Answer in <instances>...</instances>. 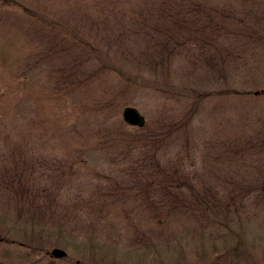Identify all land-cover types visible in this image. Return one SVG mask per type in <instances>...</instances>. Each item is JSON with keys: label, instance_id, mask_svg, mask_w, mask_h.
<instances>
[{"label": "rangeland", "instance_id": "obj_1", "mask_svg": "<svg viewBox=\"0 0 264 264\" xmlns=\"http://www.w3.org/2000/svg\"><path fill=\"white\" fill-rule=\"evenodd\" d=\"M0 264H264V0H0Z\"/></svg>", "mask_w": 264, "mask_h": 264}, {"label": "water", "instance_id": "obj_2", "mask_svg": "<svg viewBox=\"0 0 264 264\" xmlns=\"http://www.w3.org/2000/svg\"><path fill=\"white\" fill-rule=\"evenodd\" d=\"M121 115L123 120L129 125L143 126L145 123L144 115L132 105L124 106ZM51 255L60 258L66 255V251L59 247H54L51 249Z\"/></svg>", "mask_w": 264, "mask_h": 264}]
</instances>
